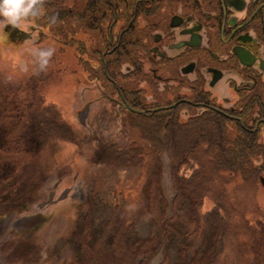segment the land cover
Instances as JSON below:
<instances>
[{
    "label": "trees",
    "instance_id": "1",
    "mask_svg": "<svg viewBox=\"0 0 264 264\" xmlns=\"http://www.w3.org/2000/svg\"><path fill=\"white\" fill-rule=\"evenodd\" d=\"M50 2L44 17L33 20L70 43L69 10L60 0ZM34 57L24 81L3 82L0 75V203L12 196L20 155L54 140L77 144L74 128L41 94L42 84L53 76L48 69L53 55L44 70ZM133 116L131 124L140 134L134 144L118 146L96 132L90 139L96 140L91 161L140 168L137 207L94 201L87 222L91 232L72 264H145L160 246L157 264H264V205L246 209L239 204L242 187L254 189L264 172L263 149L255 138L242 129L229 130L216 114L187 121L171 110ZM162 150L171 158L169 201L160 187ZM207 199L211 205L205 208Z\"/></svg>",
    "mask_w": 264,
    "mask_h": 264
},
{
    "label": "flooded vegetation",
    "instance_id": "2",
    "mask_svg": "<svg viewBox=\"0 0 264 264\" xmlns=\"http://www.w3.org/2000/svg\"><path fill=\"white\" fill-rule=\"evenodd\" d=\"M60 2L70 14L72 73L96 88L104 114L138 113L128 104L140 114L171 110L184 121L221 115L264 155V0ZM51 4L39 0L38 18ZM92 101L76 113L83 126L80 114Z\"/></svg>",
    "mask_w": 264,
    "mask_h": 264
},
{
    "label": "rangeland",
    "instance_id": "3",
    "mask_svg": "<svg viewBox=\"0 0 264 264\" xmlns=\"http://www.w3.org/2000/svg\"><path fill=\"white\" fill-rule=\"evenodd\" d=\"M3 26L0 25L3 82L24 81L33 69V50L43 46L54 49L48 67L53 76L42 84L41 94L46 103L57 106L74 128L77 144L54 140L36 152L19 156L12 196L0 203V264H72L82 256V243L91 232L87 222L94 201L99 206L106 201H122L127 208L135 209L138 200L135 188L140 168L121 170L91 161L96 140L90 137L96 132L102 140L128 146L137 142L140 134L131 124L134 116L104 114V101L97 99L92 83L83 76L77 81L72 73L77 66L69 42L57 39L55 32L47 28L43 29V37L34 20L20 25L32 35L23 41L10 40ZM39 35L43 37L40 41ZM92 99L88 115L80 114L86 123L83 126L76 113ZM159 159L160 187L169 201L173 194L171 158L162 150ZM241 195L239 204L246 209L256 208L257 203L264 205V184L258 182L254 189L245 185ZM210 205L211 201L205 200V208ZM141 226L143 232L139 234L143 235L145 227ZM161 247L145 258V264L162 260Z\"/></svg>",
    "mask_w": 264,
    "mask_h": 264
},
{
    "label": "clouds",
    "instance_id": "4",
    "mask_svg": "<svg viewBox=\"0 0 264 264\" xmlns=\"http://www.w3.org/2000/svg\"><path fill=\"white\" fill-rule=\"evenodd\" d=\"M40 15L39 0H0V25L16 27ZM53 52L52 48L33 50L40 70L49 64Z\"/></svg>",
    "mask_w": 264,
    "mask_h": 264
},
{
    "label": "water",
    "instance_id": "5",
    "mask_svg": "<svg viewBox=\"0 0 264 264\" xmlns=\"http://www.w3.org/2000/svg\"><path fill=\"white\" fill-rule=\"evenodd\" d=\"M3 29L5 32H7L8 38L12 41H16V40L23 41L24 39H28L31 36L30 32L19 29L18 26H16V27H13L11 25L3 26ZM122 106H124V107H126L132 111L138 112V113L144 112L143 110L136 109L134 107H131L128 104H122ZM156 109L157 108H155L153 110H156ZM259 181L261 184H264V176H260Z\"/></svg>",
    "mask_w": 264,
    "mask_h": 264
}]
</instances>
